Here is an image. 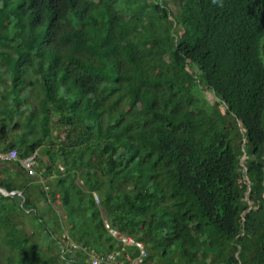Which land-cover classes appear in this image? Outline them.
Listing matches in <instances>:
<instances>
[{"label": "trees", "instance_id": "1", "mask_svg": "<svg viewBox=\"0 0 264 264\" xmlns=\"http://www.w3.org/2000/svg\"><path fill=\"white\" fill-rule=\"evenodd\" d=\"M169 1L0 0V264H264V0Z\"/></svg>", "mask_w": 264, "mask_h": 264}, {"label": "built area", "instance_id": "2", "mask_svg": "<svg viewBox=\"0 0 264 264\" xmlns=\"http://www.w3.org/2000/svg\"><path fill=\"white\" fill-rule=\"evenodd\" d=\"M35 158H36V153L34 152L31 155H28L26 157L19 159L20 166L23 169H26L30 175L34 174L33 165L35 162ZM0 159H2L3 161L16 160L17 152L14 148H11L4 152H0ZM111 233L114 235H117L123 245L134 244L138 248L139 250L138 256L133 259H130L131 261L130 264H138L146 257V251L144 250L142 243L138 241H134L129 236L121 235L114 230H111ZM118 253H119L118 251L98 253L90 249L89 250V260L92 264H122V260L118 259L117 257Z\"/></svg>", "mask_w": 264, "mask_h": 264}, {"label": "rangeland", "instance_id": "3", "mask_svg": "<svg viewBox=\"0 0 264 264\" xmlns=\"http://www.w3.org/2000/svg\"><path fill=\"white\" fill-rule=\"evenodd\" d=\"M169 7L170 8H172V9H174V4H173V2H172V0H170L169 1ZM65 132H61L60 134H59V139H62L64 136H65ZM54 135H56V134H54ZM244 142H245V138L243 137L242 138V140H241V145H243L244 144ZM32 154V153H31ZM30 154V155H31ZM36 159V158H35ZM1 161H2V159H1ZM36 164V162H34V165ZM241 164H242V161H241ZM20 165V164H19ZM20 168L21 169H23L21 166H20ZM33 169H34V174H32L33 176H35L36 175V168L33 166ZM23 170H25V172H27L26 174L27 175H30L29 173H28V171L26 170V169H23ZM22 175H24V172L23 171H21L20 172V176H22ZM245 175V174H244ZM244 175H243V178H244ZM31 176V175H30ZM36 177V176H35ZM15 181H17V178L14 176V178H13ZM44 180H45V178L44 177H40V178H38V182H39V185L38 186H30V189H29V191H28V194H29V197L31 198V199H33V201H39L40 202V199H37V197H36V195L37 194H39V195H43V190L44 191H46L45 190V187L43 186V184H44ZM78 182H79V180H77ZM0 188H3V187H0ZM5 189V188H4ZM8 189H10L9 191L11 192V193H13V195H14V193H17V194H20V191L19 190H17L16 188H14V187H12V186H10V185H8ZM8 191V190H7ZM0 192L1 193H3L4 195H9L8 193H6L5 191H3V190H1L0 189ZM10 196H12V195H10ZM51 204H52V206H53V208L55 209V211L58 213L59 212V201L58 200H53V201H51ZM3 208V207H2ZM31 227H28L27 229H30ZM117 236V235H116ZM118 237V236H117ZM37 239H39L38 237H36ZM65 241V240H64ZM92 250H94L95 252H98L96 249H94V248H91ZM117 251V250H116ZM98 253H100V252H98ZM104 253V252H103ZM139 253V252H138ZM138 256V254L136 255V256H134V257H129V256H126V261H127V264H130L131 263V261H130V259H133V258H135V257H137ZM143 261V260H142ZM141 261V262H142ZM140 263V262H139ZM138 263V264H139Z\"/></svg>", "mask_w": 264, "mask_h": 264}, {"label": "clouds", "instance_id": "4", "mask_svg": "<svg viewBox=\"0 0 264 264\" xmlns=\"http://www.w3.org/2000/svg\"><path fill=\"white\" fill-rule=\"evenodd\" d=\"M213 3L215 4H218L219 6L223 7V3H224V0H213ZM16 150V149H15ZM7 151V150H6ZM0 152H4V151H0ZM17 152V151H16ZM34 153V152H33ZM36 153V152H35ZM21 159V158H20ZM18 160V155H17V159ZM3 161V160H2ZM14 161V160H13ZM4 162V161H3ZM19 162V160H18ZM20 164V163H19ZM21 195V194H20ZM110 252V251H109ZM104 253H107V252H104Z\"/></svg>", "mask_w": 264, "mask_h": 264}, {"label": "crops", "instance_id": "5", "mask_svg": "<svg viewBox=\"0 0 264 264\" xmlns=\"http://www.w3.org/2000/svg\"><path fill=\"white\" fill-rule=\"evenodd\" d=\"M31 178H35V176H33V175H31ZM38 186L39 185V182L38 181H36L34 184H31V186ZM37 197V196H36ZM151 264H153V263H151Z\"/></svg>", "mask_w": 264, "mask_h": 264}, {"label": "water", "instance_id": "6", "mask_svg": "<svg viewBox=\"0 0 264 264\" xmlns=\"http://www.w3.org/2000/svg\"><path fill=\"white\" fill-rule=\"evenodd\" d=\"M1 190L5 191L6 193H8L9 195H13V193H11L10 191H7L6 189L4 188H0ZM14 194H17V193H14ZM17 195H20V194H17Z\"/></svg>", "mask_w": 264, "mask_h": 264}]
</instances>
